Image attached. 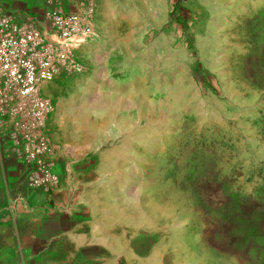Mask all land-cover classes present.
Wrapping results in <instances>:
<instances>
[{
    "label": "crops",
    "instance_id": "1",
    "mask_svg": "<svg viewBox=\"0 0 264 264\" xmlns=\"http://www.w3.org/2000/svg\"><path fill=\"white\" fill-rule=\"evenodd\" d=\"M3 1L10 9L35 12L21 0ZM90 1L92 34L82 45L95 61L94 76L107 82L113 76L109 61L126 59L124 45L140 43L157 26L167 0ZM106 102L124 109L130 97ZM260 104L264 100H251V115ZM252 118L251 126L258 122ZM48 120L57 185L29 188L9 162L19 178L0 177V264H264V182L242 191L194 173L180 181L171 165L167 179L147 186L140 173L145 167L135 170L140 177L132 176L125 131L119 133L122 146L113 141L100 148L88 125L70 128L54 114ZM262 152L251 149L250 156Z\"/></svg>",
    "mask_w": 264,
    "mask_h": 264
},
{
    "label": "rangeland",
    "instance_id": "2",
    "mask_svg": "<svg viewBox=\"0 0 264 264\" xmlns=\"http://www.w3.org/2000/svg\"><path fill=\"white\" fill-rule=\"evenodd\" d=\"M42 1L19 5L40 13ZM60 1L72 10L90 0ZM162 6L157 26L140 43L124 45L126 59L109 61L107 82L94 76L89 47L80 46L75 60L81 67L47 85L48 117L70 128L88 125L100 148L113 141L122 146L128 137L132 176L145 167L147 186L167 179L171 165L180 181L194 173L225 179L233 190L261 186L264 106L251 115L249 104L264 100V0H167ZM115 96H129L130 106L107 104ZM254 115L258 122L251 126ZM251 149L263 156L252 159ZM9 162L0 158V177L18 179Z\"/></svg>",
    "mask_w": 264,
    "mask_h": 264
},
{
    "label": "built area",
    "instance_id": "3",
    "mask_svg": "<svg viewBox=\"0 0 264 264\" xmlns=\"http://www.w3.org/2000/svg\"><path fill=\"white\" fill-rule=\"evenodd\" d=\"M94 4L67 10L46 0L42 12L10 9L0 0V158L33 189L58 182L47 120L52 100L43 85L61 72L79 69L75 53L92 29Z\"/></svg>",
    "mask_w": 264,
    "mask_h": 264
}]
</instances>
